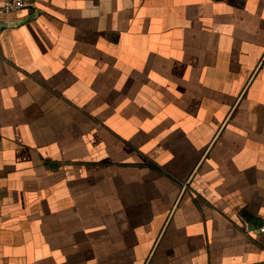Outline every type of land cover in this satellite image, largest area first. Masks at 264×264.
<instances>
[{"label": "crops", "instance_id": "0c3cea01", "mask_svg": "<svg viewBox=\"0 0 264 264\" xmlns=\"http://www.w3.org/2000/svg\"><path fill=\"white\" fill-rule=\"evenodd\" d=\"M33 12L0 32V264H264V0Z\"/></svg>", "mask_w": 264, "mask_h": 264}, {"label": "built area", "instance_id": "2783aa9c", "mask_svg": "<svg viewBox=\"0 0 264 264\" xmlns=\"http://www.w3.org/2000/svg\"><path fill=\"white\" fill-rule=\"evenodd\" d=\"M27 5V0H0V21L16 15Z\"/></svg>", "mask_w": 264, "mask_h": 264}, {"label": "rangeland", "instance_id": "374dc122", "mask_svg": "<svg viewBox=\"0 0 264 264\" xmlns=\"http://www.w3.org/2000/svg\"><path fill=\"white\" fill-rule=\"evenodd\" d=\"M163 151H165V149L163 148ZM164 156H162L163 158ZM148 164V163H147ZM156 166L157 169H160L161 171L160 172H163V171H167L168 169H170V167H174V166H181L182 163H162V162H159V163H150L148 165H144V167L146 169H149V167L151 166ZM168 167V168H167ZM165 172H163L164 174ZM102 180H98V182H100ZM103 183H104V180H103ZM99 186H104V184H100L98 183ZM116 261V260H114ZM107 260L105 259H101V258H98V259H84L81 261L82 264H106Z\"/></svg>", "mask_w": 264, "mask_h": 264}, {"label": "water", "instance_id": "95a60500", "mask_svg": "<svg viewBox=\"0 0 264 264\" xmlns=\"http://www.w3.org/2000/svg\"><path fill=\"white\" fill-rule=\"evenodd\" d=\"M36 17H37V12H33L29 16L21 18V19L0 21V32L3 30L17 28L25 23H28L34 20Z\"/></svg>", "mask_w": 264, "mask_h": 264}]
</instances>
